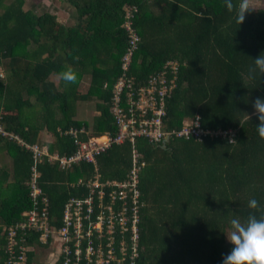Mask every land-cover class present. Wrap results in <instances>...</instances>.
<instances>
[{
    "label": "trees",
    "instance_id": "trees-1",
    "mask_svg": "<svg viewBox=\"0 0 264 264\" xmlns=\"http://www.w3.org/2000/svg\"><path fill=\"white\" fill-rule=\"evenodd\" d=\"M63 1L73 8L72 25L34 2L0 0L1 125L28 143L72 154L70 128L84 129L83 139L116 132L110 106L124 71L138 88L176 61L164 126L180 128L200 115L208 131L231 130L232 136L171 137L159 145L136 140L146 162L140 172L144 206L137 264H221L232 247L224 234L229 221L264 216V139L253 108L264 97V76L249 78L253 59L264 52V7H248L239 25L240 0H232V11L225 0ZM127 13L139 41L124 70ZM69 69L75 83L61 77ZM89 100L98 112L91 123L78 117L79 102ZM6 155L10 166L3 162L0 168V264H33L45 253L35 244L39 232L18 224L33 206L27 181L34 159L29 149L0 136V157ZM38 167L50 222L59 225L66 200L87 193L78 181L92 178L96 168L87 162L61 168L47 160ZM96 167L102 180L123 178L132 167L129 143L99 154ZM251 199L258 209L248 208ZM11 231L14 257L7 249ZM22 255L23 262H14ZM54 264H62V255Z\"/></svg>",
    "mask_w": 264,
    "mask_h": 264
},
{
    "label": "built area",
    "instance_id": "built-area-1",
    "mask_svg": "<svg viewBox=\"0 0 264 264\" xmlns=\"http://www.w3.org/2000/svg\"><path fill=\"white\" fill-rule=\"evenodd\" d=\"M131 13H127L124 28L128 33L127 51L123 56V69H128L132 54L137 48L139 36L132 26ZM176 61H168L163 70L150 75L145 85L136 88L132 77L124 71L114 84L112 113L117 130L113 134L105 131L98 136L83 139L84 129L70 128L76 149L72 154L49 151L45 144L28 143L17 134L5 130L0 123V136L16 141L29 149L34 159L31 179L27 181L33 206L26 211V219L19 222L21 228L39 232V247L54 256V264L62 255V264H137L140 257L141 210L144 206L140 190V172L146 162L136 147V140L143 138L153 145L166 142L169 138H194L230 135L232 131L207 130L202 126L200 115L184 120L180 128L167 129L163 124L166 99L175 87ZM3 71L0 68V78ZM126 99L124 101V96ZM130 145L132 167L123 178L102 180L96 167L97 156L113 145ZM47 160L57 162L61 168H70L82 162L92 163L96 173L83 183L87 193L81 197L71 196L63 205L59 225L50 222V201L38 184L41 172L38 163ZM14 231L9 233L7 249L11 257ZM44 245V246H43ZM55 246V251H50ZM23 249H25L23 247ZM56 251H58L56 253ZM14 259V258H13ZM25 255L16 263L23 262ZM12 259H9V261Z\"/></svg>",
    "mask_w": 264,
    "mask_h": 264
},
{
    "label": "clouds",
    "instance_id": "clouds-1",
    "mask_svg": "<svg viewBox=\"0 0 264 264\" xmlns=\"http://www.w3.org/2000/svg\"><path fill=\"white\" fill-rule=\"evenodd\" d=\"M225 7L230 11L234 10L232 0H225ZM235 10L237 23L241 25L245 13L248 12L247 0H240L239 7ZM253 61L254 67L249 71V78L254 79L257 74L264 76V52ZM61 77L67 83L77 81V75L71 69L62 72ZM253 108L259 120L256 125L258 136L264 139V97L256 98ZM246 119L250 120L248 114ZM258 207L259 202L256 199L249 200L248 208L255 210ZM228 226L229 231L224 234L232 247L222 257L221 264H264V216L258 217L254 213H249L245 220L234 216Z\"/></svg>",
    "mask_w": 264,
    "mask_h": 264
},
{
    "label": "crops",
    "instance_id": "crops-1",
    "mask_svg": "<svg viewBox=\"0 0 264 264\" xmlns=\"http://www.w3.org/2000/svg\"><path fill=\"white\" fill-rule=\"evenodd\" d=\"M26 2L30 3V2H34L35 4H39V7L40 8H44V10L46 11H50L52 13H54L57 18L63 22L64 24H67V25H72L73 24V19H74V12H73V8L66 4L65 1H59V0H53L50 2V5L49 4H42V3H38V2H35V0H26ZM78 110H79V105H78ZM98 113V112H97ZM2 157V158H1ZM0 157V168H1V164L3 162L7 163L8 166H10V158L6 155V156H1ZM2 159V160H1ZM9 170L11 169V167L8 168ZM50 251H55V246H53V248L50 250ZM58 251H56L57 253ZM45 253H48V256L47 257H44L42 256V258L44 259L43 261H41L39 264H52L54 260V256L51 255L50 252L48 251H45ZM36 260H34L33 264H37L36 263Z\"/></svg>",
    "mask_w": 264,
    "mask_h": 264
},
{
    "label": "rangeland",
    "instance_id": "rangeland-1",
    "mask_svg": "<svg viewBox=\"0 0 264 264\" xmlns=\"http://www.w3.org/2000/svg\"><path fill=\"white\" fill-rule=\"evenodd\" d=\"M53 0H35V2H40L44 5L49 4ZM61 2V0H59ZM248 7L250 8H256V7H264V0H247ZM97 114V110L94 106V101H80L79 102V113L78 117L82 120H86L89 123H91L93 117ZM42 256L47 257L48 253L42 252L38 259L36 260V263L39 264L42 261Z\"/></svg>",
    "mask_w": 264,
    "mask_h": 264
}]
</instances>
